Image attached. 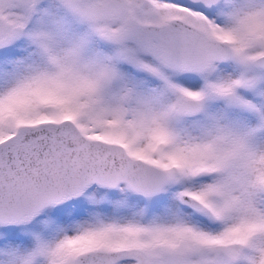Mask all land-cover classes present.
I'll return each instance as SVG.
<instances>
[{
  "label": "snow or ice",
  "instance_id": "1",
  "mask_svg": "<svg viewBox=\"0 0 264 264\" xmlns=\"http://www.w3.org/2000/svg\"><path fill=\"white\" fill-rule=\"evenodd\" d=\"M0 264H264V0H0Z\"/></svg>",
  "mask_w": 264,
  "mask_h": 264
}]
</instances>
